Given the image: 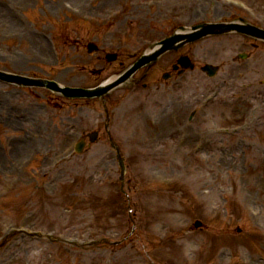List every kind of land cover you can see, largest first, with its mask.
<instances>
[{"label": "rangeland", "instance_id": "1", "mask_svg": "<svg viewBox=\"0 0 264 264\" xmlns=\"http://www.w3.org/2000/svg\"><path fill=\"white\" fill-rule=\"evenodd\" d=\"M52 1L58 3V11H54ZM74 1L85 7L84 15L92 23L77 14L72 16L59 0H0V9L11 13V21L6 23L0 10V33L20 31L22 24L36 36L48 31L57 52L42 38L39 48L32 49L36 56H32L29 39L5 35L0 37V69L48 77L72 86L95 84L110 72H119L121 63L126 66L132 58L108 63L99 54H89L86 41L92 37L106 41L108 49L114 48L108 47V41H123L124 55L127 50L141 52L170 34L180 26L177 18H188V26L238 16L251 19L243 10H219L226 5L207 0H201L208 4H201L197 10L193 8L194 0H103L99 9L90 8L91 0ZM247 2L264 23V0ZM23 14L27 16L24 18ZM109 16L113 18L108 20ZM118 47L117 44L115 49ZM188 50L197 68L188 71L183 79L162 85L158 92L123 89L109 100L111 131L120 141L129 165L125 179L129 198L119 189V168L104 131L105 112L96 100L73 101L45 89L19 88L0 81V188L7 181L11 165L30 151L35 152L36 159L29 172L36 168L48 172L33 182L25 178L20 186L1 197L0 233L14 221L17 225L63 231L82 238L118 239L132 224L130 210L137 223L133 234L116 246H73L15 232L0 247V264H196L188 260V255L195 254L194 247L222 234L226 242L218 252L233 258L220 262L217 251L204 249V257L214 261L209 264L264 262L260 258L264 254V234L249 229L254 227L241 198L243 192H249L264 222V112L258 117L259 124L254 123L232 138L205 132V127L228 124L221 122L223 115H228L230 125L241 122L250 105L263 102L264 46L241 35L227 34L200 40L185 49ZM239 53L246 57L239 58ZM174 55L159 61L165 64ZM207 62L221 67L213 78L200 69ZM100 67L104 68L102 74ZM236 72H244L243 79L236 78ZM242 81L261 83L244 92L239 85ZM212 90L219 91L217 100L201 107L202 99L213 94ZM229 99H234V104L231 100L229 105ZM194 111L198 114L197 123L190 129L188 117ZM200 124L201 131L197 128ZM92 130H100L99 139L88 143L81 154L71 153L79 132ZM192 131L197 133L191 134ZM185 132L191 135L182 139ZM22 140L25 144L18 149ZM247 141H254V145L247 149ZM197 142L203 145L200 152L193 153ZM151 173L157 178L154 183L149 178ZM159 177H169L174 182L162 184ZM219 184L233 190L225 193V201ZM229 193L233 195L230 197ZM223 205L228 214L216 212V207ZM188 219L202 222L204 227L197 232L200 236L195 230L187 236L180 231ZM248 240L257 246L242 247ZM214 244L216 248L221 246L219 242Z\"/></svg>", "mask_w": 264, "mask_h": 264}, {"label": "water", "instance_id": "2", "mask_svg": "<svg viewBox=\"0 0 264 264\" xmlns=\"http://www.w3.org/2000/svg\"><path fill=\"white\" fill-rule=\"evenodd\" d=\"M197 28V27H196ZM195 28V29H196ZM199 28H201L199 31L197 32H192V33H189V34H185V36L183 35H175L174 37H171L169 38L165 44H163V49H161L160 51L156 52L153 56H156L162 52H164L165 50H168L170 48H172V46L177 42V40H179L180 38L184 37V38H189L190 40H195L197 39V37H202V36H206L208 34H213V33H221V32H226V30L230 29V26H225V27H222L221 25H218V24H208V25H202L200 26ZM225 28H228V29H225ZM237 28L239 30H242V29H245V30H242V31H245L251 35H254V36H257V37H260L262 39H264V31H262L261 29H258L256 27H253V26H245V25H238ZM138 67V65L136 67H134L133 69H131V71H129L124 77H122L119 81H117L116 83H113L105 88H102L100 89L101 92H104L110 88H112L113 86H115V84H117L118 82L124 80L126 77H128L136 68ZM51 86L52 87H55L56 88V85L51 83ZM60 91L64 92V89H60ZM73 89L70 90V92L68 91H65L64 93L66 95H73ZM76 94V93H75ZM84 94H91L89 92H86Z\"/></svg>", "mask_w": 264, "mask_h": 264}, {"label": "bare ground", "instance_id": "3", "mask_svg": "<svg viewBox=\"0 0 264 264\" xmlns=\"http://www.w3.org/2000/svg\"><path fill=\"white\" fill-rule=\"evenodd\" d=\"M100 8V6H97L96 7V9H99ZM216 9H217V11H219V10H223V8L222 7H220V9L218 10V8L217 7H215ZM0 10H2V17L1 18H3V19H5L4 21H7V20H10L9 19V17H8V13H9V11H7L6 9H4L3 7H1V9ZM216 11V12H217ZM8 22V21H7ZM30 38V37H29ZM30 40H33V42L37 45V43H36V41H41L42 42V40H40V39H38V38H36V37H34V36H31V38H30ZM31 50H32V48H31ZM25 143L23 142V140L22 141H20L19 143H18V149L19 148H21V146L22 145H24Z\"/></svg>", "mask_w": 264, "mask_h": 264}]
</instances>
